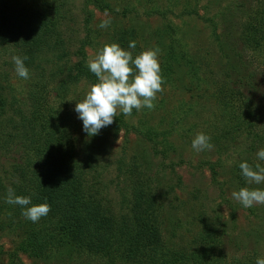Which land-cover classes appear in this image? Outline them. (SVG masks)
Masks as SVG:
<instances>
[{"label":"rangeland","instance_id":"374dc122","mask_svg":"<svg viewBox=\"0 0 264 264\" xmlns=\"http://www.w3.org/2000/svg\"><path fill=\"white\" fill-rule=\"evenodd\" d=\"M58 1L63 2L61 14L65 20L59 27L63 44L54 55L61 56L59 63L64 64L61 70L65 74L58 71L52 74L51 71L57 69L50 61L53 56L45 55L50 62L40 61L30 67L25 63L29 78L22 79L12 62L16 50L0 42V71L7 75V85L12 87L6 93L7 99L11 101L14 95L18 100L15 106L26 111L31 104L32 85L39 84L50 90L51 103L78 126L73 136L79 140L80 152L89 148L88 152L95 156L96 180L101 190L105 186V201L114 214L128 217L133 206L131 201L126 203L127 199H122V195L128 197L129 192L128 186L117 178L121 160L139 163L140 157L145 156L148 164L149 160L153 162V172H161L164 176V188L172 192L164 198L160 210L161 230L168 247L191 248L196 234L211 221L214 226L221 224L226 232L223 248L228 257H241L254 250L264 257V204L245 208L231 195L242 187L264 189V183L249 185L239 168L241 161L249 159L252 166L261 164L256 153L264 145L242 132L234 135L227 130L226 134L233 136L232 139L226 136L221 139L222 143L214 145L210 140L211 149L203 151L192 148L194 137L202 133L209 121H212L209 126L214 124L219 114L220 100L217 99L224 98L223 90L236 79L235 75L247 74L250 70V52H245L249 53L245 58L237 60L235 56L228 62L219 47V41L225 49L232 43L240 45L239 38L251 8L250 0ZM27 2L0 0V16L3 12L7 15L20 11ZM105 19H110L111 23L102 29L99 25ZM131 41L135 42L134 49L128 48ZM111 43L119 44L133 57L148 48L158 49L164 83L162 91L156 94L153 109H133L129 116L117 110L128 126L139 130L138 133L126 129L118 132L112 123L92 138L83 134L82 121L74 111L75 104L84 98L91 84L83 80L62 89L59 87H63L67 74L73 73L71 70L79 62L81 47L85 48L88 62L98 49ZM259 64L255 62L254 70ZM224 126L221 125V129ZM140 128L158 131L161 134L158 140L168 144L167 148L154 146L142 136ZM162 135L166 136L165 140ZM13 154L15 152L8 156L9 162L1 161L0 164V178L5 188L13 182L9 178ZM82 157L80 153L78 158ZM211 165L217 170L216 178H213ZM19 241L15 231L0 223V243L5 250H14ZM20 256L26 264H51L26 254ZM0 264H6V258L0 257ZM93 264L106 263L93 260Z\"/></svg>","mask_w":264,"mask_h":264},{"label":"trees","instance_id":"16d2710c","mask_svg":"<svg viewBox=\"0 0 264 264\" xmlns=\"http://www.w3.org/2000/svg\"><path fill=\"white\" fill-rule=\"evenodd\" d=\"M249 3L240 45L232 43L225 49L217 37L228 62L235 56L237 60L245 58L249 54L245 52L252 56L248 73L235 75L236 79L223 90L224 98L217 99L219 114L214 124L209 126V121L202 129L213 145L228 136L227 130L228 134L242 132L264 145V0ZM63 8V2L58 0H28L14 14L3 12L0 42L12 45L16 56L27 57L24 62L28 67L46 60L57 68L52 74H65L61 70L64 64L59 63L61 56L54 55L63 44L59 38V27L65 20ZM78 53L79 62L59 89L83 80L91 85L96 82L88 70L84 46ZM45 55L53 58L49 61ZM255 62L260 64L254 70ZM7 80V75L0 71V164L9 162L8 156L15 152L10 187L16 195L30 197L32 204L46 201L50 211L35 223L26 219L19 205L6 203L8 188L0 178V223L20 237L12 251L5 250L0 243V257L6 258V264H26L20 254L51 264H93V260L106 264H255L256 258L261 257L255 250L241 257H228L223 248L226 232L221 224L214 226L211 221L196 234L191 248L168 247L161 230L160 210L164 198L172 192L164 188V176L153 172L154 164L150 160L148 164L145 156L140 157L139 163L121 160L117 178L128 186L129 192L122 199H127L126 203L131 201L133 206L128 217L114 214L105 201V186L101 190L96 180L95 156L88 152L89 148L80 152L79 140L73 136L78 126L51 103L50 90L32 85L31 104L24 111L15 106L18 100L14 95L11 101L7 99L6 93L12 89ZM223 124L226 130L221 129ZM112 125L118 132L139 131L128 126L121 114H116ZM140 131L154 146L167 148L168 144L158 140V131ZM165 137L162 135L163 140ZM80 153L82 158H78ZM260 163L264 166V162ZM210 170L216 178L218 173L213 165Z\"/></svg>","mask_w":264,"mask_h":264},{"label":"clouds","instance_id":"9594fccd","mask_svg":"<svg viewBox=\"0 0 264 264\" xmlns=\"http://www.w3.org/2000/svg\"><path fill=\"white\" fill-rule=\"evenodd\" d=\"M110 23V19L102 20L99 27L107 28ZM135 47L134 41L129 42L128 48ZM158 53V49L148 48L133 57L131 52L117 43L105 44L97 50L87 62L88 70L94 74L96 82L74 107L78 119L82 121V131L88 137L99 135L102 128L111 125L118 109L123 115L129 116L133 109L139 111L142 107H155L153 102L164 83ZM26 59L12 57L16 74L25 80L29 78V70L24 62ZM211 147L210 137L204 133H198L192 140L194 150L203 151ZM256 156L258 160L264 161V148L258 150ZM239 168L249 185L264 183V166L259 163L252 166L247 161H241ZM231 195L245 208L264 204V189L261 188L242 187ZM6 203L19 205L22 215L33 223L50 211L46 201L32 204L30 197L16 195L11 187L7 190ZM255 264H264V257H257Z\"/></svg>","mask_w":264,"mask_h":264}]
</instances>
